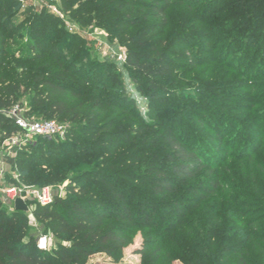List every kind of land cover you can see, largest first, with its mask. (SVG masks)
<instances>
[{"label":"trees","instance_id":"16d2710c","mask_svg":"<svg viewBox=\"0 0 264 264\" xmlns=\"http://www.w3.org/2000/svg\"><path fill=\"white\" fill-rule=\"evenodd\" d=\"M165 1L164 6L149 5L164 22L158 29L171 24L168 9L177 0ZM143 4L140 0L58 2L61 11L79 25L102 19L103 27L114 28L115 37L126 41L134 40L128 30L136 24L133 12L137 7L145 9ZM19 5L17 0H0V143L18 132L8 111L17 104L24 108L26 102V117L70 121L75 127L67 129L65 139L38 137L15 148V156L6 154L20 182L37 187L63 184L67 195H57L48 206L30 203L35 219L46 223L59 238L48 250L38 248L32 226L27 224V211L7 210L0 201V264H87L99 253L115 257L132 243L138 229L159 237L147 238L137 249L144 257L141 264H175L176 258L186 264H253L249 260L253 252L264 263V162L251 156L235 157L230 151L221 158L224 163L219 161L214 151L197 146L191 133L184 135L176 127L181 121L178 117L156 120L151 103L146 111L141 110L122 83L106 87L111 81L103 77L102 69L89 74L84 58L92 47L81 35L61 27V17L44 9L15 23ZM29 13L30 9L22 15ZM118 13L123 16H114ZM259 20L241 30L230 29L232 38L261 33L264 21ZM153 46L155 55L128 49L124 68L139 71L148 80L152 97L164 102L161 94L170 93L156 77L172 76L179 70L176 60L182 57L171 52L163 39ZM96 62L111 66L115 73L123 72L114 61ZM96 77L99 81L94 82ZM135 84L142 93L143 87ZM207 119L196 116L199 125L215 131L211 139L224 143L223 118L220 122ZM230 124L238 128L237 120H225L227 128ZM232 159L246 161L240 178L225 171L224 164ZM237 181L240 185L232 186ZM203 184H210L211 189H203ZM205 190L231 202L228 208L232 218L238 217L237 231L226 234L216 221L214 229L201 227L194 232L185 223L189 211L184 205L198 206ZM239 192L251 202L242 201ZM248 205L263 215L248 217L244 211ZM234 239L238 242L233 243Z\"/></svg>","mask_w":264,"mask_h":264},{"label":"rangeland","instance_id":"374dc122","mask_svg":"<svg viewBox=\"0 0 264 264\" xmlns=\"http://www.w3.org/2000/svg\"><path fill=\"white\" fill-rule=\"evenodd\" d=\"M9 1L11 0H7V2ZM140 1L144 3L145 9L142 7L135 9L132 16L135 17L136 24L128 30V35L134 37L133 41L117 39L114 28H105L99 23L102 19L81 26L88 33H103L117 47H124L127 51L128 49L138 51L141 54L155 55L151 50L153 45L158 44L160 39L166 41V45L171 47V52L182 57V61L176 60L179 70L172 76L167 78L156 77L159 83L167 87L170 94L165 96L162 93L160 97L165 101L160 102L152 97L147 89L148 80L142 77L139 71L127 70L123 65H119V68L123 70L119 74L115 73L116 70L111 66L99 64L96 61L101 60L102 57L94 43L84 38L92 47V51L84 58L87 71H90L89 74L95 71L99 73L102 69L103 77L111 81L110 83L107 82L106 87H110L114 82L122 83L127 94L133 96L136 105L141 110L146 111L148 103H151V109L156 120H167L168 122V119L173 121L174 118L178 117L181 121H177L176 127L182 129L184 135L191 133L194 137L193 140H197V146L214 151L216 156H220L217 157L219 161L223 162L221 158L228 155L227 152L230 151L229 153H233L235 157L251 156L264 162V26L260 30L261 33H252L248 28L251 33L240 34V36L233 38V33L230 31L233 28L241 30L247 23L254 25L258 21L261 22L259 19L264 21V0H177L170 4L168 9L171 24L162 29H158V27L163 25V20L155 16L149 5L156 3L164 6L166 1ZM194 4L195 7L191 8ZM29 9L30 13L27 16L22 15ZM44 9L50 12L47 7L40 9L39 7L21 4L16 8L19 12L15 23H20L26 17H33L36 13L40 14V11ZM254 14L258 16L253 17ZM116 15L123 16L122 13L114 16ZM64 16L70 19L66 14ZM61 19L63 20L61 27L65 26L69 32L65 19L62 17ZM228 24L231 27L225 28ZM147 32H150L148 36H146ZM24 40L22 38L20 41ZM68 43L71 44L72 39H69ZM66 49L65 47L61 52L66 53ZM164 49L165 46L161 53ZM172 59L173 57L170 56L169 60ZM93 81H99L98 77ZM135 83H139L143 87L142 93ZM17 105L19 106V104ZM20 109L24 113L25 109H29L28 103L26 102L24 108L20 107ZM227 115L229 118L226 117ZM196 116L206 119L208 117L207 120L212 121L223 118L220 129H223L227 134L224 139L225 142L220 143L216 141V138L211 139L212 136H215V131L208 126L199 125ZM232 119L238 121V128L232 124L229 125V128L225 126V120L230 123ZM64 124L67 129L75 127V124L70 121H66ZM0 153L3 156L7 154V147L3 142L0 143ZM243 163L232 159L228 165L224 164L225 171H231L240 178ZM4 167L7 169V182H17L11 168L9 166ZM231 184L238 187L240 182ZM64 186L62 184L49 187L58 195L66 196L67 191ZM202 188L211 189V185L203 184ZM206 190L198 206H192V202H187L184 205L189 211L185 223L194 232L200 230L201 227L204 231H210L214 229L213 226L216 221L219 228L224 227L226 234L237 231L238 217L232 218L233 215L228 208L231 202L215 197L216 194H208ZM218 192L220 191L218 190ZM237 194L242 201L251 202L242 193ZM4 207L9 210L6 205ZM33 207L30 206L31 210L27 211L29 216L27 224L32 226L31 233L35 241L38 243L42 236H46L48 249H51L55 242L59 241V238L46 223L35 219L32 214ZM244 211L251 218L263 215L259 213L258 208L249 207V205ZM169 215L171 216V214ZM175 218L180 219L178 216ZM150 233V230L138 229L133 235L132 243L115 257L99 253L93 255L87 264H141L144 257L136 252L137 249L146 243L147 238H159ZM61 242L63 245L70 244L68 241ZM232 242L236 243L238 240L234 239ZM162 260L166 261L164 254ZM249 260L253 264H264L255 252L250 254ZM232 262H236V256L232 258ZM174 263L186 264L180 258H176Z\"/></svg>","mask_w":264,"mask_h":264},{"label":"built area","instance_id":"2783aa9c","mask_svg":"<svg viewBox=\"0 0 264 264\" xmlns=\"http://www.w3.org/2000/svg\"><path fill=\"white\" fill-rule=\"evenodd\" d=\"M24 6H35L48 8L50 12L56 16L62 17L67 23L69 32L79 34L94 43L97 51L102 59L114 61L119 65H125L128 60V51L124 47H117L103 33H88L81 25L68 19L61 11L57 0H17ZM8 115L12 117L18 127V132L7 137L3 143L7 147V155L15 156V148H22L38 137L49 139H65L67 127L57 120H44L34 117H26L23 110L18 105L8 111ZM2 136L0 131V137ZM1 155V153H0ZM0 201L6 205L10 211L16 210V201L21 199L28 206V212L31 210L30 203H36L41 206H48L54 203L56 196L51 187H37L28 185L19 181L18 175L12 173L17 182H7V169L4 166L10 165L6 162V155L0 157ZM11 168V167H10ZM12 172V171H11ZM63 196V195H62ZM44 242V243H43ZM38 248L41 250L48 249V238L42 236L38 240Z\"/></svg>","mask_w":264,"mask_h":264},{"label":"water","instance_id":"95a60500","mask_svg":"<svg viewBox=\"0 0 264 264\" xmlns=\"http://www.w3.org/2000/svg\"><path fill=\"white\" fill-rule=\"evenodd\" d=\"M16 210H28V206L25 202H23L21 199H17L16 201Z\"/></svg>","mask_w":264,"mask_h":264},{"label":"bare ground","instance_id":"6f19581e","mask_svg":"<svg viewBox=\"0 0 264 264\" xmlns=\"http://www.w3.org/2000/svg\"><path fill=\"white\" fill-rule=\"evenodd\" d=\"M44 243V242H43Z\"/></svg>","mask_w":264,"mask_h":264}]
</instances>
